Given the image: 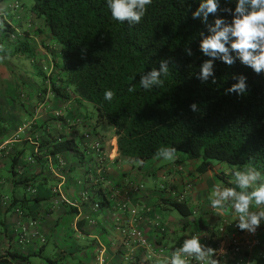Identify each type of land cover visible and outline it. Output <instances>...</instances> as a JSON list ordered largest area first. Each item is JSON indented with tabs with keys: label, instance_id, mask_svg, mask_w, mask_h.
Here are the masks:
<instances>
[{
	"label": "trees",
	"instance_id": "trees-1",
	"mask_svg": "<svg viewBox=\"0 0 264 264\" xmlns=\"http://www.w3.org/2000/svg\"><path fill=\"white\" fill-rule=\"evenodd\" d=\"M200 2L152 0L142 21L133 25L114 20L107 0H33L32 12L43 21L41 34L58 46L51 50L44 45L62 77L56 80L46 64L40 66L44 90L63 99L71 96L79 105H92L96 125L108 123L114 128L120 158L133 164L159 162L162 160L156 155L159 148L175 147L176 153L199 162L200 175L210 171L213 162L232 169L254 167L264 175V72L256 73L238 58L231 66L215 59L214 75L207 81L199 78L203 62L212 59L200 49L201 33L210 35L208 25L214 26L217 18L230 24L238 0H219L220 9L209 15L207 24L193 18ZM20 36L8 23L1 24L0 45L6 51L0 52V56L6 58L7 44L19 42ZM14 47L16 54L28 58L35 55L28 42ZM188 49L191 55L187 54ZM162 60L169 62L168 74L161 77L163 84L144 89L140 85L141 76L153 68L159 70ZM241 75L246 77V92H227ZM106 90L115 93L111 102L104 99ZM192 104L197 105L196 111L191 109ZM88 131L103 138L95 128ZM83 134L78 142L58 138L50 153L57 156L72 151L86 160L90 156L83 152ZM23 154L20 152L12 159L13 185L19 183L16 169ZM30 162L34 161L30 158ZM92 167L90 162L87 175L93 173L91 183L96 184L99 177ZM107 175L106 181L108 172ZM128 182L144 186L131 179L115 184L123 188ZM20 183L36 202L40 200L34 180L21 178ZM107 192L112 194L111 190ZM137 196L133 195V199ZM107 199H101L102 206L111 207ZM169 206L184 217L191 215L184 202L175 200ZM17 209L24 214L22 207L16 206L15 212ZM29 257L1 253L0 264L28 261ZM46 261L51 263L50 259Z\"/></svg>",
	"mask_w": 264,
	"mask_h": 264
},
{
	"label": "crops",
	"instance_id": "crops-1",
	"mask_svg": "<svg viewBox=\"0 0 264 264\" xmlns=\"http://www.w3.org/2000/svg\"><path fill=\"white\" fill-rule=\"evenodd\" d=\"M16 4L20 8L15 9ZM4 22L21 36L19 42L7 44L9 55L0 59V196L8 197L11 204L18 201L11 206L0 199V254L30 256L28 261L11 264H97L100 252L105 250L108 264H163L170 261L185 239L197 235L202 244L216 250L213 259L219 264H264V224L255 233L240 230L246 247L242 254L235 255L220 229L226 222L238 224V214L232 208L214 209L210 204L215 185L236 188L232 181L238 169L219 163L200 175L199 162L184 156H176L173 161H148L142 166L133 164L120 158L113 129L112 135L102 136L107 155L116 157L107 165L109 179L113 183L131 179L144 184V191L134 198L133 204L148 210L142 227L151 248H127L119 230L122 214L109 205L95 212L94 202L81 200L82 192L89 189L87 169L90 162L95 166L94 155L83 160L82 154L72 151L57 156L50 153L60 137L78 142L91 128L98 131L97 116L94 121L89 117L91 105L87 103L79 105L71 96L63 99L44 90L40 66L46 64L54 79L62 78L44 45L51 50L58 46L41 34L43 21L33 14L32 7L26 8L21 0H1L0 25ZM25 42L34 57L13 52L14 46L21 47ZM39 78L41 86L37 84ZM57 113L62 118L56 117ZM20 152L24 154L16 169L19 183L13 185L12 159ZM58 157L65 161L64 166L58 164ZM30 158L34 162L29 163ZM21 178L34 180L39 201L27 194ZM147 178L153 180L150 187L145 184ZM181 196L191 215L184 217L176 211L179 217L174 218L175 210L169 204ZM16 206L23 208L22 216L15 212ZM91 220L96 223L93 225ZM33 222L35 227L30 225ZM23 227H30L24 241ZM161 228L165 231L161 232ZM130 254L133 260L126 261L125 256ZM34 258L44 263H35ZM187 259L189 264H202L194 257Z\"/></svg>",
	"mask_w": 264,
	"mask_h": 264
},
{
	"label": "clouds",
	"instance_id": "clouds-1",
	"mask_svg": "<svg viewBox=\"0 0 264 264\" xmlns=\"http://www.w3.org/2000/svg\"><path fill=\"white\" fill-rule=\"evenodd\" d=\"M152 0H107L114 20L127 21L129 24H138L147 12V6ZM220 9L219 0H201L199 7L193 13V18H200L207 24L210 14L215 15ZM225 11L231 12V9ZM234 19L229 24L224 19L217 18L214 26L208 25L210 35L204 36L200 43L203 54L212 59L205 60L201 66L200 79L207 81L214 75V60L221 59L231 66L238 58L244 65L251 67L256 73L264 72V0H238L233 13ZM230 43V48L228 47ZM6 49L0 45V52ZM235 52L236 56L232 53ZM191 55V49L187 50ZM0 59H4L0 56ZM169 72V62L162 60L159 70L153 68L142 75L140 85L146 89L163 84L162 76ZM131 90V89H130ZM247 90L246 77L239 76L235 83L226 91L229 93L244 94ZM114 91L106 90L104 99L111 102ZM191 109L197 110L192 104ZM175 147H161L157 150V158L173 161L176 157ZM142 164V161H136ZM234 181L236 188H222L219 184L213 187L210 194V204L214 209L232 208L238 214V227L255 233L264 220V175L254 167L245 166L242 170H235ZM239 188V191H237ZM253 207L256 210H252ZM216 250L201 243L197 235L187 238L183 245L171 255L170 261L163 264H189L188 257H194L202 264H219L213 259Z\"/></svg>",
	"mask_w": 264,
	"mask_h": 264
},
{
	"label": "built area",
	"instance_id": "built-area-1",
	"mask_svg": "<svg viewBox=\"0 0 264 264\" xmlns=\"http://www.w3.org/2000/svg\"><path fill=\"white\" fill-rule=\"evenodd\" d=\"M56 117L60 118L61 115L57 113ZM82 142L84 143L83 152L89 155H94L95 166L92 169L99 177L96 184H92L91 178H93V173L87 175L86 179L91 185H89V190L87 189L82 192V202H94V211L99 212L103 208L101 199H107L108 197L112 204L111 207L123 216V225L119 230L124 235V245L127 248L132 249L131 251L134 249L151 248V241L142 227V223L146 219V213L148 210L133 204V195H139L144 190V186L135 184L134 182H128L123 188H119V186L111 182L110 179H108L109 181H106L108 178V162L116 160V157H112L111 154L107 155L104 139L97 135L94 136L90 131L83 134ZM58 164L62 167L65 165V161L58 158ZM106 189L111 190L112 194H109L108 192L106 193ZM30 193L35 194V191L30 190ZM1 199L5 205L10 204L8 197L1 196ZM177 200L178 202H184V197H177ZM16 213L20 216L23 215L22 211L19 209L16 210ZM91 223L94 225L96 222L95 220H91ZM225 224L226 225L220 229V233L228 237L230 241L228 247L231 248L235 255L242 254L245 251L246 244L241 238L238 224L231 222H226ZM261 224H264V220L261 221ZM30 225L35 227L34 222ZM29 228L30 227L21 228V235L23 234V237H21L22 241L26 239L24 236L27 235ZM229 230L231 231L229 232ZM164 231L165 229L161 228V232ZM208 247L213 248L212 245ZM125 259L126 261L133 260L132 254L125 256ZM97 264H108L105 250L100 252L97 258Z\"/></svg>",
	"mask_w": 264,
	"mask_h": 264
},
{
	"label": "rangeland",
	"instance_id": "rangeland-1",
	"mask_svg": "<svg viewBox=\"0 0 264 264\" xmlns=\"http://www.w3.org/2000/svg\"><path fill=\"white\" fill-rule=\"evenodd\" d=\"M21 1H22V3L25 5L26 8H30V7L33 6V0H21ZM39 81L42 82L41 78L38 79V83H37L39 86H41V83H40ZM94 114H95V113H94V108H93L92 105H91V106H90L89 117H91L93 121H94V118H95V116H96V115H94ZM91 118H90V119H91ZM113 129H114V128H113L111 125H109L108 123H104L103 125H101V126L98 127V131H97V133H98L99 135H101V136H103V135H112V133H113V132H112ZM176 156H185V157H186V155H185V154H182V153H176ZM112 157H113V156H112ZM213 164L218 165L219 163H218V162H213ZM5 176L7 177V176H10V175L6 174ZM152 181H153L152 179H148V178H147V180H145V184H146V186L150 187ZM172 215L174 216V218H178V217H179V214H178L176 211H173V212H172ZM33 261H34L35 263H41V262L44 263V261H42V260L39 259V258H34Z\"/></svg>",
	"mask_w": 264,
	"mask_h": 264
}]
</instances>
